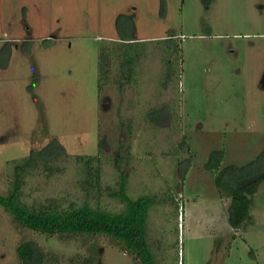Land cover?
Wrapping results in <instances>:
<instances>
[{
	"label": "rangeland",
	"instance_id": "374dc122",
	"mask_svg": "<svg viewBox=\"0 0 264 264\" xmlns=\"http://www.w3.org/2000/svg\"><path fill=\"white\" fill-rule=\"evenodd\" d=\"M131 63L136 79L122 88ZM103 66L111 70L100 87ZM153 108L161 111L147 117ZM122 142L130 195L173 193L177 202L150 212L159 264H264V181L235 231L208 166L213 151L225 166L264 150V0H0V193L15 160L61 153L51 175L25 169L22 199L80 205L88 188L77 156L96 155L103 189L88 198L121 210L106 191L119 180ZM24 240L47 253L45 264H82L94 242V264H137L107 236L41 233L0 205V264H21Z\"/></svg>",
	"mask_w": 264,
	"mask_h": 264
},
{
	"label": "trees",
	"instance_id": "16d2710c",
	"mask_svg": "<svg viewBox=\"0 0 264 264\" xmlns=\"http://www.w3.org/2000/svg\"><path fill=\"white\" fill-rule=\"evenodd\" d=\"M205 2L209 4L210 0H205ZM124 39L129 40V38ZM112 55L114 53H111L110 56ZM125 59L133 62L131 57ZM165 61L168 67V60ZM133 63L122 74L121 80L120 77L118 78L122 88L123 84H131L136 79V67ZM110 70L107 66H103L100 70V87H103L107 81L109 82L108 73ZM160 111V108H153L147 113V117ZM156 119L160 118L157 117ZM184 144L187 145L186 137L181 141V145ZM123 145L124 142L118 147L119 150L115 151L113 157V164L119 175L117 186L109 187L106 191L108 196L118 199L123 204L121 210H108L91 203L88 194L93 189L96 188L98 194H102V167L100 157L87 154L77 156L81 171L84 172L82 182L88 188L87 195L80 205L72 203L70 207L65 208L56 199H50L39 207L24 202L22 196L26 176L25 169L29 165L36 169L44 166L49 175L60 170L59 167L53 165V161L61 153L47 156L41 151L14 161L15 177L11 180L8 193H0V205L12 214L18 224L29 229L48 235L58 234L62 236L68 234L94 238L104 235L128 255L135 257L137 264H159L149 242L150 212L152 207L161 201L165 202L169 199L172 203L177 202L173 193L168 195V198L166 196L167 199L159 197L158 193L130 195L125 169L127 159L120 152ZM223 159L224 152L222 150L213 151L208 166L215 171V182L220 195L230 200L226 208L227 219L231 227L237 231L248 219L252 218L250 215L252 196L264 181V150L245 165L228 164L222 166ZM188 160L190 161L187 162V165L180 169L182 177L179 183L180 190L191 163V158ZM181 162L183 161H179V163ZM89 249L91 254L84 259L82 264H94L101 257L100 244L94 242ZM17 254L21 264H45L47 258V253L34 240L22 241L17 247Z\"/></svg>",
	"mask_w": 264,
	"mask_h": 264
}]
</instances>
